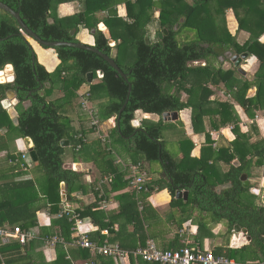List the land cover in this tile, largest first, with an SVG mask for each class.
<instances>
[{"label":"trees","instance_id":"trees-1","mask_svg":"<svg viewBox=\"0 0 264 264\" xmlns=\"http://www.w3.org/2000/svg\"><path fill=\"white\" fill-rule=\"evenodd\" d=\"M0 1L19 12L25 24L46 41L81 43L77 37L81 25L90 31L95 30L94 46L112 57L128 76L126 79L120 75L99 54L72 46L54 48L61 62L54 71H48L38 60L29 40L31 37L23 31L15 17L0 10V69L12 64L15 71L13 82L0 84V95L5 97L8 90H15L20 110L19 124L16 126L2 107L0 99V128L7 126L9 130L17 129L22 136L32 138L39 158L37 166L46 176L41 189L32 178L0 183V226H20L23 231H30L39 224L38 213L43 208L51 204L52 211L59 210L62 182L66 184L69 195L77 188H84V172L65 167L68 159L75 160L85 150L87 130L84 126L76 128V116L68 113L74 99L80 95L81 98L87 97L89 100H101L98 104L100 117L108 119L116 116L114 133L117 135V141L132 155L134 163L143 160L150 164H161L160 178L166 182L173 197L171 205H180L190 210L191 214L198 211L201 215L199 226L202 231L209 223L207 219H210L212 224L225 223L229 237L235 232L237 225L247 229L251 239L247 246L239 249L220 247L214 250L215 253L225 254L239 261H255L256 259H251L252 252L257 253L264 249V206L257 205L253 199L255 195L252 189L256 183L245 186L242 177L246 173L250 178L252 156L264 158V141H259L260 145H263L260 148L253 144L250 146L251 150H248L245 142L249 140L248 134L242 133L239 127L241 118L239 115L233 116L231 112L235 106L230 102H214L209 99L213 92L209 84L224 81L226 86H238L240 91L234 95L247 112L264 106V79L241 83L236 78L238 68L231 67L226 70L222 65H217L222 64L221 58L230 60L227 53L233 50L255 54L264 61L257 49L258 45H264L258 43L257 37H251L244 44H240L226 24L225 15L228 8L247 6L253 11L252 2L78 0L84 3V10L59 17L58 5L72 0ZM120 4L126 5L128 19L119 15ZM99 11H108V16L99 19L96 16ZM101 21L110 31V38L104 29L99 27ZM165 29L168 33L164 32ZM73 30H76L75 34ZM160 33H163L162 37ZM147 36L149 43L146 41ZM111 39L116 41L115 46L110 44ZM70 60L74 61L72 66L66 64ZM196 62L198 64H195ZM99 71L104 73L101 80L96 84L89 83V73H93L94 81L99 77ZM231 79L236 85L229 84ZM85 84L91 85V88L79 93ZM165 84L173 85L169 92H165ZM130 85L131 92L127 102ZM255 85L258 88L256 95L247 97V91ZM57 86L64 95L49 100ZM103 90H106V95L109 96L108 102L103 101ZM183 92L189 95L187 101L182 100ZM26 101L31 102L29 107L23 106ZM188 107L192 108L196 132L200 130L199 124L204 123L205 116L213 111L221 115L223 124L235 123V141L228 147H220L214 156L216 151L212 147L213 140L210 133H207L202 157L191 161L194 143L189 141L190 148L185 151L183 158L179 159L167 146V125L162 119L158 122L144 120L140 125H135L138 110L163 116L165 112H179ZM90 119L91 127L96 128L91 123V117ZM64 140H69L68 146L61 144ZM237 157L240 160L239 165L233 163ZM211 158L216 161L223 160L229 165V169L221 174L219 168L210 163ZM115 175L120 177L123 174L116 171ZM229 183L230 187L220 191L216 189ZM147 187V190H142L139 195L133 193V198L122 204L118 216H124L126 224L135 225L138 221L144 222L146 226L149 224L148 213L151 206L147 198L157 187L151 183ZM178 190L189 191L186 202L176 197ZM139 201L143 205L142 209ZM76 213L81 218L91 216L100 229L110 228L115 222L108 213L99 209L97 203L82 206ZM106 218L109 221H105ZM58 222L61 224L62 234L67 239L75 226V220L70 221V217L64 214ZM149 236L151 237V234L147 232V238H142L139 245L126 244L125 238L121 239V244L136 249L144 246ZM104 239L101 232H96L90 240L103 244ZM30 241L24 244L13 242L2 245L0 249L7 264H33L29 252ZM80 250L85 256L84 249ZM97 257L104 264H120L108 256ZM58 263L71 264L70 261ZM94 263L99 262L96 260Z\"/></svg>","mask_w":264,"mask_h":264},{"label":"crops","instance_id":"crops-1","mask_svg":"<svg viewBox=\"0 0 264 264\" xmlns=\"http://www.w3.org/2000/svg\"><path fill=\"white\" fill-rule=\"evenodd\" d=\"M188 1L190 3L195 2V0ZM248 1L252 2L253 11L248 9L247 6L228 8L226 10L225 18L227 28L231 34L237 38L240 44H244L251 37H257L258 43L264 45V0ZM82 10H84V3L78 0H72L59 4L57 7V14L59 17H64L73 15ZM118 10L121 17L128 19L125 4H120ZM96 16L102 20L108 16V11H99L96 13ZM99 27L104 29L106 35L109 34L107 37H111L110 31L103 21L99 23ZM77 37L81 43L95 45L93 32L82 25L80 26V32ZM110 41H113L116 45V41L112 39ZM32 46L38 56V60L48 71H54L61 62L55 49L44 48L45 46L40 44V48H37L33 44ZM257 49L264 58V47L258 45ZM236 54L241 55L244 53H238L234 50L229 51L227 56L230 60L221 58L222 64L217 65H222L226 70L231 67H236L231 59V56ZM42 57L49 58L50 60L48 61L54 64L49 67ZM73 63L74 61L70 60L66 64L72 66ZM195 64H198V62ZM203 64L205 63L203 62ZM7 68H10L12 72L8 71ZM0 71H6L7 74L5 75L7 77L6 81L0 80V84L14 81L15 71L12 64L5 65ZM9 73H12V79H9ZM236 78L241 83L243 81L253 82L256 79L263 81L264 61H261L255 54L248 53V58L244 59L240 67H238ZM229 84H231V86L236 85L232 79L229 81ZM209 87L213 91L209 98L211 101L230 102L235 106L234 109H231V112L233 116H240L241 121L239 122V127L241 132L248 134L249 140L245 141L247 149L251 150L253 144L258 145V148L263 146L260 145L259 141H264V106L258 109L253 108V112H247L234 95L235 92L240 91L238 86L232 88L226 86L224 81H219L218 83H210ZM257 89L256 85L252 86L247 91L246 96L254 97L257 93ZM169 91L170 89L165 90V92ZM60 96L62 95L54 99ZM188 97L189 95L187 92L182 93L183 101H187ZM0 99L2 107L12 118L14 124L18 126L20 110L16 91L8 90L5 93V97L4 95H0ZM7 99L8 101H6ZM16 100H18V102H16ZM30 104L31 102L29 101L23 102L24 107H29ZM93 112L95 117L99 120V128L91 127V119L90 115H88V121H86V125H84L87 130V132H85V150L79 154L75 160L68 159L65 163L66 168L84 172V188H77L69 195L66 191V184L62 182L60 186L61 202L59 204V210L57 212L52 211L50 208L51 204H49L38 213L39 224L30 230L35 234V238L29 243V252L32 256L33 264H61L58 263V261H70L71 264H95L94 262L96 260H98V264H104L100 261L99 257H97L102 255H98L92 250L83 248L86 255H82L83 253L80 250L81 247L75 244V226L72 228L71 234H69V239H66L62 234L61 224L58 221L62 218V210L67 205L76 213L82 206L97 203L99 209L105 211L113 218L115 221L113 226L103 229H100V226L91 216L82 218L85 222L84 227L89 231L88 237L90 239L95 236L96 232H101L105 237L104 241L121 244V239L125 238L126 244L136 243L139 245L141 239L145 238L148 232L151 234L148 240L153 239L162 250H176L190 243L192 246L214 251L220 247L226 248L228 246L233 249H239L250 243L251 239L250 236H248L247 229L241 228L240 226H238L239 228L235 227V232L229 237L226 233L227 226L225 223L212 224L210 219H207L209 223L202 231V228L199 226V218L201 215L198 211L191 214L190 210L188 211L180 205H171L173 197L166 186V182L160 178L162 172L161 164L154 166L143 160L139 163H134L132 155L117 141V135L114 133L116 116L104 119L97 115L94 109ZM250 113L253 115H250ZM138 114H140V117L137 116ZM136 118L135 125L137 126L144 120L158 122L162 119L163 123L165 122L167 125L165 131L167 146L179 159L183 158L185 151L190 148L189 141L194 143V147L191 150V161L200 159L203 152L202 148L207 143V133H210L213 140L212 147L216 151L214 156L217 155L220 147H228L237 138L234 130L235 123L229 122L223 124L221 115L213 111L205 116L203 124H199L200 130L198 132L195 131L193 125L192 108L190 107L179 111L177 119H165L158 114L145 113L142 110L137 111ZM217 125L219 126L216 127ZM90 133H94L95 136L91 140H88ZM102 136H105V140ZM31 147H34V142L31 137H24L17 129L9 130L7 126L0 128V183L4 181H19L24 178H32L38 188H42L45 183V178H43L42 182L39 181L37 173L38 171L40 173L43 172L38 168V162H35L31 157L33 163L29 167L23 158V154L29 152ZM100 152H103V154H100ZM249 158H251V156H249ZM252 162L253 165L249 172L250 178H248V174L245 173L244 175L247 176L249 185H251V183H256V186H254L255 188L259 187L261 182L264 181V158L260 159L258 156L254 155L252 156ZM210 163L215 164L221 171V174L229 169V165L223 160L216 161L214 158H211ZM233 163L239 165V158H235ZM116 171L123 175L116 177ZM140 175L149 179L147 182L148 184L151 183L152 186L157 187L147 198V202L151 206L148 213L150 221L147 226L144 222L139 221L136 222L135 225L132 223L126 224L125 217L122 215L118 216L122 204L132 199L134 196L133 193L139 195L134 187L133 181L136 176ZM62 184H64V188H62ZM229 184L220 185L216 189L220 191ZM254 195L255 198L253 199L256 201V204L264 206V198L256 194ZM188 198L189 194L187 198L182 197L179 199H183V201L186 202ZM139 203L141 205L140 209H142L143 205L140 201ZM72 219L73 218L70 217V221ZM105 221H109V219L106 218ZM32 241L33 245H31ZM13 242L20 243L17 239L6 244L0 241V247ZM125 248L129 247L125 246ZM25 253L26 252H24V254ZM0 259L1 262L2 260L6 262V258L3 256L1 249ZM231 259L242 264H264V249L259 250L257 253L252 252L251 259H256L255 261H239L236 258ZM128 264H150V262L143 263L140 259H134L130 260Z\"/></svg>","mask_w":264,"mask_h":264},{"label":"built area","instance_id":"built-area-1","mask_svg":"<svg viewBox=\"0 0 264 264\" xmlns=\"http://www.w3.org/2000/svg\"><path fill=\"white\" fill-rule=\"evenodd\" d=\"M89 104V99L83 97L84 107H89ZM88 111L92 118V125L99 128V120L95 117L92 108L89 107ZM102 138L105 140V136H102ZM23 158L27 166L30 167L33 162L29 152L24 153ZM148 180L145 176H136L133 184L138 193L142 190H147ZM253 193L264 198V181L261 182L259 187L253 189ZM64 214L75 220V244L77 246L91 249L98 255L111 257L120 264H128L133 258L154 264H242L226 255H218L213 250H204L200 247L192 246L190 243L176 250H162L153 239L147 240L144 246H139L136 249L125 248L117 242L105 241L103 244H98L90 240L88 237L89 231L84 227V220L71 210L68 205L62 210V215ZM34 238L35 234L32 231H23L20 226L14 228L0 226V241L3 244L16 239L24 244ZM1 264H6V262L2 260Z\"/></svg>","mask_w":264,"mask_h":264},{"label":"water","instance_id":"water-1","mask_svg":"<svg viewBox=\"0 0 264 264\" xmlns=\"http://www.w3.org/2000/svg\"><path fill=\"white\" fill-rule=\"evenodd\" d=\"M0 10H4V11L10 13L13 17H15L16 20L18 21L19 25L23 29V31L26 34H28L32 39L37 41L40 45L45 46V47H49V48H56V47H59V46H72V47H78V48L91 50V51L99 54L103 58H105L118 71V73L120 75H122L124 78L127 79V77H128L127 74L122 71V69L119 67V65L116 63V61L112 57H110L108 54H106L103 51L99 50L95 46L89 45V44H85V43H75V42H70V41H46V40H43L31 28H29L25 24V22L22 20L19 12H16L10 6H8L7 4H5V3L1 2V1H0ZM75 32L76 31L74 30L73 34H75ZM92 32L94 33L95 30H92ZM164 32L168 33V31L166 29L164 30ZM107 35H109V34H107ZM160 36L162 37L163 33H160ZM108 37L110 38V36H108ZM146 41H147V43H149V37L148 36L146 37ZM110 43H111V45H115V43L113 41H110ZM246 58H248V53H244V54H241V55L240 54H236V55L231 56V59H232V61L234 62L235 66L237 68L240 67V65L242 64V61L244 59H246ZM88 76H89L88 82L89 83L93 82V73L90 72ZM103 76H104L103 71H99V77L102 78ZM130 92H131V85H130L129 92H128V97H127V100H126L127 102H128V98H129ZM8 96H9V94H8ZM6 101H8V99ZM16 102H18V100H16ZM9 105H10V102H9ZM124 108H125V106L123 107L122 110H124ZM163 117L165 119L166 118L167 119H177L178 118V112L177 111L165 112L163 114ZM61 144L63 146H68L69 145V140H64V141H62ZM29 152L31 154L32 159L35 162L36 161L38 162L39 158H38L37 152L34 149V147H31ZM242 180L244 181V185L245 186H249V181L247 180V176L246 175H244L242 177ZM229 186H231V185L230 184L227 185V187H229ZM62 188H64V184H62ZM188 194H189V192L187 190L186 191L178 190L177 191V198H182V197L187 198ZM236 227L239 228L238 225Z\"/></svg>","mask_w":264,"mask_h":264},{"label":"rangeland","instance_id":"rangeland-1","mask_svg":"<svg viewBox=\"0 0 264 264\" xmlns=\"http://www.w3.org/2000/svg\"><path fill=\"white\" fill-rule=\"evenodd\" d=\"M30 41L37 48H40L38 42L36 43V41L34 39H30ZM43 60L46 61V64H48L49 67H51L54 64L53 62L48 61V60H50L49 58H43ZM100 80L101 79L99 77H97V78L94 79L93 83L96 84ZM164 86H165L164 87L165 90H169V89H171V87H173L172 84H165ZM90 88H91V85L85 84L84 86H82V88L80 89L79 93L80 92L83 93L85 90H89ZM102 93H103V97H104L103 101L104 102H108L109 101V96L106 95V90L105 91L103 90ZM59 95H64V92L59 88V86H57V88L54 90L52 96L49 97V100L54 99V98H56ZM82 101H83V98H81L80 95H79L78 98L74 99V102L69 107V111H68V113H71V115L76 116V118H75V123H76L75 127L76 128H80L81 126L86 125V121H88L87 117L89 115V111H88L89 107L93 108L95 110V112L97 113V115H98V111H99V108H100V106H98L99 102H101L100 99L93 98V100H89L90 104H89V107H87V108L84 107V105L82 104L83 103ZM139 115L140 114H138L137 116L140 117ZM94 136H95L94 133H90L89 136H88L89 137L88 140L89 139L91 140ZM69 160H72V159H69ZM153 165L156 166V165H158V163H154ZM37 175L39 176V181L40 182H42L43 178L46 177L44 173H40L39 171H38Z\"/></svg>","mask_w":264,"mask_h":264},{"label":"bare ground","instance_id":"bare-ground-1","mask_svg":"<svg viewBox=\"0 0 264 264\" xmlns=\"http://www.w3.org/2000/svg\"><path fill=\"white\" fill-rule=\"evenodd\" d=\"M7 70L12 72V70H10V68H7ZM5 75H7L6 71H3V72L0 71V80L1 81H6L7 77ZM9 79H12V73H9Z\"/></svg>","mask_w":264,"mask_h":264}]
</instances>
